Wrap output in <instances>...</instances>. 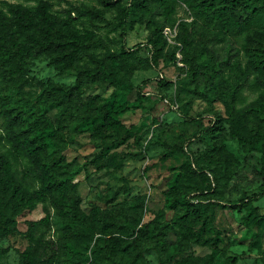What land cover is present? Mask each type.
<instances>
[{"label": "rangeland", "instance_id": "374dc122", "mask_svg": "<svg viewBox=\"0 0 264 264\" xmlns=\"http://www.w3.org/2000/svg\"><path fill=\"white\" fill-rule=\"evenodd\" d=\"M106 1L0 0L6 14L21 6L72 25L95 81L66 136L75 195H47L0 146V264H264V85L245 67L251 35L219 32L209 0ZM28 62L30 77L59 86L82 67ZM135 238L136 258L122 251Z\"/></svg>", "mask_w": 264, "mask_h": 264}, {"label": "trees", "instance_id": "16d2710c", "mask_svg": "<svg viewBox=\"0 0 264 264\" xmlns=\"http://www.w3.org/2000/svg\"><path fill=\"white\" fill-rule=\"evenodd\" d=\"M209 1V6L218 5L219 8V32L251 35V59L245 67L254 76L253 84L264 85V0ZM198 7H203V3L200 2ZM36 10L12 5L6 14L0 9V146L6 148L7 156L23 157L26 174L38 182L47 195L66 197L75 195L72 176L78 170L74 169L75 161H68L65 156L66 136L78 129L72 124L73 116L90 110L87 103L81 102L82 88L95 81L89 79L88 65L81 63V59L87 57V51L81 48L80 41H73L72 33H67L68 29H74L72 25L57 22L42 13L44 11ZM51 20L54 21L52 25L49 24ZM52 27H57L58 32L52 31ZM74 47L81 48V52L77 54ZM40 54L49 56L60 70H78L80 63L82 67L77 71L75 84L59 86L30 77L28 61ZM98 77L102 81L108 80L102 71ZM109 78L111 84H121L115 72L111 71ZM52 112L56 113L51 115ZM70 202L72 206L67 217L81 218L77 196ZM187 211L186 207L185 214ZM212 220L211 215L203 217L204 224L212 223ZM204 224L197 229V237L204 233ZM1 225L6 226V222L1 221ZM146 229H143L144 233ZM143 230L137 233L142 234ZM217 236L216 232L214 242H217ZM137 248L138 239L135 238L123 245L122 251L135 250L136 258L139 255Z\"/></svg>", "mask_w": 264, "mask_h": 264}]
</instances>
